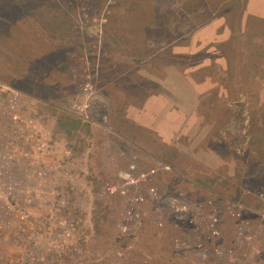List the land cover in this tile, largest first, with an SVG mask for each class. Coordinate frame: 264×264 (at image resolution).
<instances>
[{"label": "rangeland", "instance_id": "obj_1", "mask_svg": "<svg viewBox=\"0 0 264 264\" xmlns=\"http://www.w3.org/2000/svg\"><path fill=\"white\" fill-rule=\"evenodd\" d=\"M9 1L0 264H264V0Z\"/></svg>", "mask_w": 264, "mask_h": 264}, {"label": "trees", "instance_id": "obj_2", "mask_svg": "<svg viewBox=\"0 0 264 264\" xmlns=\"http://www.w3.org/2000/svg\"><path fill=\"white\" fill-rule=\"evenodd\" d=\"M17 1V3H19V2H22V0H16ZM23 1H25V0H23ZM69 1H71V0H69ZM161 1V0H160ZM227 1V0H226ZM13 2V0H10L9 1V3L11 4ZM39 2H36V3H34V4H32L29 8H30V10H33V9H35L36 8V5L38 4ZM48 3H50V2H48ZM204 4H205V7H206V12L205 13H207L209 16H213V14L215 13V11H213L214 10V8L212 7V6H210V5H212V2L210 1V0H208V1H206V2H203ZM22 4H24L23 2H22ZM106 4V3H105ZM104 4V5H105ZM159 5V8H160V10L162 11V12H168V10L163 6V3L162 4H160V3H158ZM227 4V2H225V4L224 5H226ZM104 5H102V2L101 3H98V5H94V4H91V7H90V9H88V11L90 12V15H95V14H99L100 12H101V8H104ZM107 5V4H106ZM11 7H12V9L13 10H15L17 7L15 6V5H11ZM117 6H115L114 8H116ZM210 10H212V12H209ZM66 11H68V10H66ZM47 12H48V14H50V15H52L53 14V11H51V10H47ZM43 13H44V11H41V14L40 13H38L39 14V17L37 18L38 20H41V23L44 25V26H46V24H48V22H49V20H48V15L47 14H45V15H43ZM205 13L204 14H201V15H204V17H206L205 16ZM53 17H55L54 15H53ZM199 17H202V16H199ZM56 18L57 19H59V21H55L54 22V25L56 26V28H60V29H62L63 30V33L64 34H66L67 32H68V30H69V20H68V18L65 16V15H63L62 14V16H56ZM119 20V19H118ZM205 23H207L206 21H205ZM9 27L7 26L6 27V29H8ZM2 31V28L0 27V32ZM192 31L193 32H197L196 30H193L192 29ZM55 37V36H54ZM14 41H18V39H15L14 40V35L12 36V37H8L7 38V41H6V44H7V47L8 48H10L11 49V52H13V53H15V54H17V55H23L24 53H25V49H22L21 50V52H19V50H17V47H18V45L16 44V43H14ZM104 50V49H103ZM55 52V50L54 51H52V53L51 54H47V55H44L43 57H41L40 59H38V60H31V61H28V62H30L31 63V65L28 67V69L29 70H34L35 72H38V73H40V71L44 68V65H45V63L47 62V63H50V61L52 60L53 61V63H57V54L58 53H60V52H62V51H59L58 53H54ZM102 52V51H101ZM130 52L132 53V50H131V48H130ZM95 58H96V56H95ZM64 62V60L63 61H61V63H63ZM61 63H57L56 65H62ZM59 67V66H58ZM16 79H13L12 80V82H11V85L12 86H14V87H17V86H15L14 84H17L18 82L20 83L21 82V79L20 78H18V77H15ZM5 80V79H4ZM10 83V82H9ZM20 89V88H19ZM21 90V89H20ZM23 92H25V91H23ZM66 117L68 118V120L69 121H71V123L69 124H66L65 125V127H68V128H71V129H74V130H78V129H80L81 127H80V125H82V119L80 118V117H78V116H72L71 114H67L66 115ZM72 117V118H71ZM83 126H85V127H90V125L88 124V123H84L83 124ZM222 143H223V141H222ZM164 241H165V239H164ZM162 246H165V247H168L167 246V243L165 242ZM168 249H170V251H172V250H175V248H173V246H171V247H169ZM169 251V252H170ZM168 258L170 259H174V254L173 255H168ZM166 259V258H165ZM165 261V260H164ZM164 261H163V263H164ZM184 263H186V262H184ZM193 264H196L195 262H194V260H193Z\"/></svg>", "mask_w": 264, "mask_h": 264}, {"label": "clouds", "instance_id": "obj_3", "mask_svg": "<svg viewBox=\"0 0 264 264\" xmlns=\"http://www.w3.org/2000/svg\"><path fill=\"white\" fill-rule=\"evenodd\" d=\"M45 55H47V54H45ZM43 56H44V55H43ZM74 104H75V102H72V103H71V108H70V110L66 113V115H67V114H71V115H72V113L74 112ZM82 107L85 109L84 106H82ZM85 111H86V109H85ZM88 117H89V115H87L86 112H85V118H88ZM106 129H107V128H106ZM254 177H255L256 179L259 178L258 173L255 174ZM263 180H264V178L262 179V182H263Z\"/></svg>", "mask_w": 264, "mask_h": 264}, {"label": "flooded vegetation", "instance_id": "obj_4", "mask_svg": "<svg viewBox=\"0 0 264 264\" xmlns=\"http://www.w3.org/2000/svg\"><path fill=\"white\" fill-rule=\"evenodd\" d=\"M16 89L20 90L19 88L15 87ZM5 94L3 96H7L8 94L6 93V91H4Z\"/></svg>", "mask_w": 264, "mask_h": 264}, {"label": "built area", "instance_id": "obj_5", "mask_svg": "<svg viewBox=\"0 0 264 264\" xmlns=\"http://www.w3.org/2000/svg\"><path fill=\"white\" fill-rule=\"evenodd\" d=\"M75 106H77V105L74 104V107H75Z\"/></svg>", "mask_w": 264, "mask_h": 264}, {"label": "crops", "instance_id": "obj_6", "mask_svg": "<svg viewBox=\"0 0 264 264\" xmlns=\"http://www.w3.org/2000/svg\"><path fill=\"white\" fill-rule=\"evenodd\" d=\"M216 13H214L213 15H215Z\"/></svg>", "mask_w": 264, "mask_h": 264}]
</instances>
